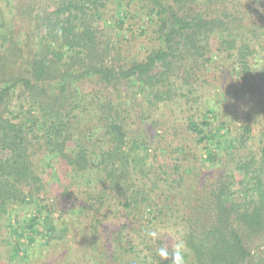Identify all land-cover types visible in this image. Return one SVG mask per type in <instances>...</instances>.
Instances as JSON below:
<instances>
[{"label":"trees","instance_id":"trees-1","mask_svg":"<svg viewBox=\"0 0 264 264\" xmlns=\"http://www.w3.org/2000/svg\"><path fill=\"white\" fill-rule=\"evenodd\" d=\"M257 3L0 0V264H147L155 224L187 264H264ZM228 97L249 111L215 133Z\"/></svg>","mask_w":264,"mask_h":264},{"label":"rangeland","instance_id":"rangeland-1","mask_svg":"<svg viewBox=\"0 0 264 264\" xmlns=\"http://www.w3.org/2000/svg\"><path fill=\"white\" fill-rule=\"evenodd\" d=\"M117 31L118 30L115 29V32H117ZM140 41H141L140 39L135 40V44H131L132 48L136 47V46L138 48V44L140 43ZM259 81H261V79H257V82L259 83L258 87L260 85H262L264 87V85L261 84V82H259ZM214 92L215 91H212L209 95L211 100H212ZM260 94L264 95V90H261ZM216 99H218V98H216ZM214 103H217V102H214ZM242 104L236 98L228 97L227 99H225V101L221 104V109L215 110V112L213 114V124H214L215 133H223V127L222 126H224V125L220 124V122H219L221 119H225L226 123L229 124L230 126H232L233 129H235L239 125H241L242 120H244V118L246 117V115L249 111L247 106H245L244 104H243L244 105L243 106ZM262 107H264V103H263ZM176 123H177L176 127L180 131V133L185 132L183 129V126L179 122L175 121V124ZM139 126L141 129H143L145 131L147 136L148 135L150 136L149 142L151 144L150 147H152L154 145V141L152 139L156 136L154 129L151 128L150 124L148 123V120L143 125H139ZM255 134H257V133H255ZM212 144H214V143H212ZM190 145H192V143ZM192 147H194L193 152H195V154L201 155V150L199 149V147L195 148L194 144ZM152 149H153V147H152ZM168 162H169V159H168ZM33 210H37V208L34 207V205H29V206H26L25 208L17 207V208H14L12 210L13 211L12 214L14 215V217H18L19 220H21V221L25 220L26 221L28 219V216L35 212ZM14 219H17V218H14ZM55 224H57V223L55 222ZM36 238H40V233L36 234ZM169 242L173 243V240L171 239V237L169 238Z\"/></svg>","mask_w":264,"mask_h":264},{"label":"clouds","instance_id":"clouds-1","mask_svg":"<svg viewBox=\"0 0 264 264\" xmlns=\"http://www.w3.org/2000/svg\"><path fill=\"white\" fill-rule=\"evenodd\" d=\"M256 7L260 11H264L259 8V3L256 4ZM141 231L145 239L152 244L163 240L165 234L173 240L171 247L167 243L156 247L155 258L148 255L147 264H160V261L169 260V258L170 264H187L188 248L183 239V229H175L171 224H155L147 225Z\"/></svg>","mask_w":264,"mask_h":264}]
</instances>
